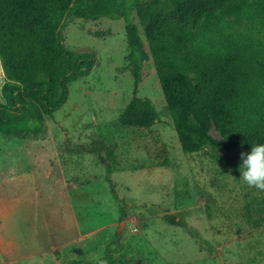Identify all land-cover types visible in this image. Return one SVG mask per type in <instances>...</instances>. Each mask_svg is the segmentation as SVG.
Listing matches in <instances>:
<instances>
[{
  "label": "rangeland",
  "instance_id": "obj_1",
  "mask_svg": "<svg viewBox=\"0 0 264 264\" xmlns=\"http://www.w3.org/2000/svg\"><path fill=\"white\" fill-rule=\"evenodd\" d=\"M62 35L95 65L34 135H0V264H264V191L182 152L152 60L136 96L157 122L119 125L133 97L124 21L70 19ZM5 82L0 65V104Z\"/></svg>",
  "mask_w": 264,
  "mask_h": 264
},
{
  "label": "trees",
  "instance_id": "obj_2",
  "mask_svg": "<svg viewBox=\"0 0 264 264\" xmlns=\"http://www.w3.org/2000/svg\"><path fill=\"white\" fill-rule=\"evenodd\" d=\"M100 18L125 23L133 97L120 126L158 120L152 101L136 96L152 60L184 154L205 151L238 169L241 152L264 143V0H0V135L29 138L30 121L64 106L95 59L67 50L63 29L70 19Z\"/></svg>",
  "mask_w": 264,
  "mask_h": 264
},
{
  "label": "clouds",
  "instance_id": "obj_3",
  "mask_svg": "<svg viewBox=\"0 0 264 264\" xmlns=\"http://www.w3.org/2000/svg\"><path fill=\"white\" fill-rule=\"evenodd\" d=\"M241 179L252 188L264 191V143H258L250 152H241ZM98 264H107L106 260L96 257Z\"/></svg>",
  "mask_w": 264,
  "mask_h": 264
},
{
  "label": "water",
  "instance_id": "obj_4",
  "mask_svg": "<svg viewBox=\"0 0 264 264\" xmlns=\"http://www.w3.org/2000/svg\"><path fill=\"white\" fill-rule=\"evenodd\" d=\"M120 229V226H119V228H118V230Z\"/></svg>",
  "mask_w": 264,
  "mask_h": 264
}]
</instances>
